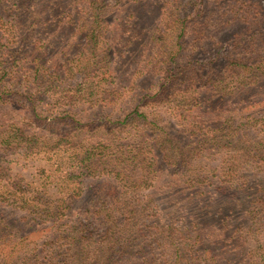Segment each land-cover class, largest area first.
Listing matches in <instances>:
<instances>
[{
	"label": "trees",
	"instance_id": "1",
	"mask_svg": "<svg viewBox=\"0 0 264 264\" xmlns=\"http://www.w3.org/2000/svg\"><path fill=\"white\" fill-rule=\"evenodd\" d=\"M124 1L0 0V149L30 146L50 154L69 148L73 161L81 144V171L75 175L66 161V179L98 176L119 183L76 185L54 196L27 185L0 157V180L8 183L0 191V264H264V133L250 141L223 132L185 142L161 129L156 139V126L133 99L127 111L109 109L124 91L107 86L115 36L108 32L120 27L110 15ZM194 1L178 7L168 24L178 49L167 54L151 97L167 96L189 70L191 78H204L200 70L206 69L193 61L177 64L186 28L201 12L202 0ZM261 62L250 64V83L264 88ZM256 100L264 105L263 97L250 96L253 127L264 117ZM234 119L228 116L222 131ZM126 133L129 142L120 143ZM207 146L245 156L250 176L241 175V185L208 183V172L193 167ZM158 151L182 185H129L120 160L125 167L147 168L142 181H153ZM102 159L106 164L96 168Z\"/></svg>",
	"mask_w": 264,
	"mask_h": 264
},
{
	"label": "rangeland",
	"instance_id": "2",
	"mask_svg": "<svg viewBox=\"0 0 264 264\" xmlns=\"http://www.w3.org/2000/svg\"><path fill=\"white\" fill-rule=\"evenodd\" d=\"M187 1L147 0L140 3L125 0L110 15L112 19L119 20L120 27L116 32L113 27L108 32L115 36L110 40L111 52L114 54L110 58V76L106 74L109 76L107 86L111 89L117 86L124 91L109 109L127 111L126 104L133 99L149 114L148 117L156 126V139L164 134L161 129L172 130V138H183L185 142L215 137L223 132L235 136L240 133L242 141L259 139L264 133L261 131L264 130V117L255 127L250 126V113L255 108L252 107L254 100L250 101V96L255 97L256 94L264 98V88L250 83V64L262 61L264 67V34L260 32V29L264 30V0H202L200 7H197L201 11L196 15L198 22H189L186 28L177 64L193 61L195 67L206 69L200 70L202 74L199 73L204 78L196 77L194 73V78H191L192 70H189L185 79L175 83L167 96L151 97L163 73L162 64H165L167 54L178 49L168 24H172L176 18L174 12L178 7H187ZM191 4L188 2V5ZM131 39L132 44L129 45ZM125 45L130 47L124 49ZM72 53L75 51L70 52V55ZM237 69L241 71L242 78L237 77ZM150 86V92L146 93L148 90L145 89ZM256 101L257 107L264 110V105ZM82 106L85 108V105ZM228 116L235 119L229 128L222 131ZM83 133L88 138L94 137L87 130ZM147 135L148 130L143 129L141 136L144 141ZM130 137L126 133L120 143H128ZM82 148L81 144L76 147L78 151L73 161L70 156L75 150L72 152L69 148L50 154L36 153V149L30 146L0 149V157L24 177L27 185L54 196L63 197L76 185H119L118 182L98 176L67 180L71 176L64 174L65 162L68 161L67 164L75 169V175H79L81 170H77V166H82L83 156L79 151ZM227 150L207 146L203 155L193 160V167L200 166L202 171L208 172V183L211 182V185H241V175H249L246 171L249 167L243 161H250L245 156L237 157L235 152L229 153ZM142 151L147 154V147L142 148ZM154 153L157 165L152 174H156L153 181L144 182L148 179L147 168L125 167L120 160L117 167L125 171V178L130 180L129 185H182L173 174L174 167L164 164L160 151ZM49 156L52 158L49 159ZM142 158L149 161L145 156ZM104 164L106 162L103 159L97 161L96 168H102ZM4 185L8 183L0 180V191H6ZM121 185H126L125 181ZM246 185H252V180L249 183L247 181Z\"/></svg>",
	"mask_w": 264,
	"mask_h": 264
}]
</instances>
